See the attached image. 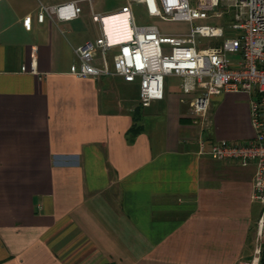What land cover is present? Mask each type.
<instances>
[{"label":"crops","instance_id":"crops-1","mask_svg":"<svg viewBox=\"0 0 264 264\" xmlns=\"http://www.w3.org/2000/svg\"><path fill=\"white\" fill-rule=\"evenodd\" d=\"M69 1L0 0V264H246L256 165L208 150L254 138L250 95H213L203 128L178 75L149 106L140 78L77 77L76 47L104 32L95 14L128 6L137 25L158 24L136 22L142 0H80L73 19H38Z\"/></svg>","mask_w":264,"mask_h":264},{"label":"built area","instance_id":"built-area-1","mask_svg":"<svg viewBox=\"0 0 264 264\" xmlns=\"http://www.w3.org/2000/svg\"><path fill=\"white\" fill-rule=\"evenodd\" d=\"M148 11L165 20L193 21L222 16V0H202L198 5L192 0H142ZM236 7L229 30L224 25L197 24L185 33L164 32L156 24L137 25L129 15L133 36L118 43L110 40L104 17H94L104 24L102 36L76 47L79 62L73 63L70 72L77 77H101L120 74L128 81L141 79L140 102L149 106L165 97L167 75L181 77L184 93L195 92L191 112L196 123L203 128L211 123L212 97L224 92H246L250 95L251 119L255 136L250 141L232 142L226 139L214 142L208 150L214 158L235 161L243 165L254 163L256 174L253 197L263 205L264 220V0H226ZM80 0L62 4H42L38 19L57 17L69 20L81 12ZM129 12V7L122 12ZM31 28L32 15L24 17ZM235 34L227 35L229 31ZM225 37L217 46L199 45L198 36ZM227 35V36H226ZM119 46L113 61L109 50ZM231 53L239 56L230 59ZM101 63H97V58ZM27 70V66L22 67ZM35 70V67L32 68ZM248 264H258L254 259Z\"/></svg>","mask_w":264,"mask_h":264},{"label":"rangeland","instance_id":"rangeland-1","mask_svg":"<svg viewBox=\"0 0 264 264\" xmlns=\"http://www.w3.org/2000/svg\"><path fill=\"white\" fill-rule=\"evenodd\" d=\"M105 3V6H108L111 3H124L126 0H101V2ZM192 2L196 5L200 4L202 0H192ZM103 3V5H104ZM102 5V6H103ZM134 13L136 17L137 23H157L165 30L168 31H182L189 32L191 30L192 25L197 24H211V25H224L228 30L231 29V23L233 21L234 15L236 13L235 6H229L228 8H224L227 6V1L222 0L220 3V10H223L222 16H211L207 19H195L191 21H177V20H164L161 16H151L147 12V9L142 4L134 2ZM235 31H229L227 35L235 34ZM226 35V36H227ZM225 37H214V36H198L197 40L199 45L202 46H217L223 42ZM239 55L237 53H231L230 59H235ZM260 202V201H259ZM261 203V202H260ZM259 206V204H257ZM263 214V205L261 203V210L253 223L251 229V238L253 242V253L248 262L257 259L258 264H264V220L262 221ZM248 262L246 264H248Z\"/></svg>","mask_w":264,"mask_h":264},{"label":"bare ground","instance_id":"bare-ground-1","mask_svg":"<svg viewBox=\"0 0 264 264\" xmlns=\"http://www.w3.org/2000/svg\"><path fill=\"white\" fill-rule=\"evenodd\" d=\"M106 30L110 40L118 43L128 40L133 36V29L129 21V13L126 11L108 14L104 17Z\"/></svg>","mask_w":264,"mask_h":264}]
</instances>
